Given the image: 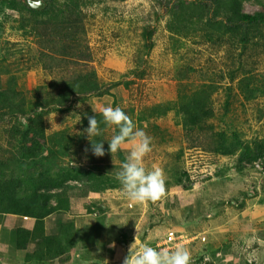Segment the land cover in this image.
I'll return each mask as SVG.
<instances>
[{
    "label": "rangeland",
    "instance_id": "rangeland-1",
    "mask_svg": "<svg viewBox=\"0 0 264 264\" xmlns=\"http://www.w3.org/2000/svg\"><path fill=\"white\" fill-rule=\"evenodd\" d=\"M162 1L43 0L54 5L36 14L20 0H0V91L26 100L23 112L0 115V179L42 216L36 228L34 216L0 212V264H36V251L48 258L37 264H123L136 225L137 248L183 245L191 264H264V25H227V9L252 14L264 10V0H223L218 10L168 0L169 11ZM59 8L64 19L82 18L88 66L105 90L36 111L35 97L55 99L64 86L44 67L34 23L53 20ZM91 104L122 108L151 138L143 163L163 171L159 201L130 204L115 178L127 152L113 163L107 140L117 129ZM205 111L211 115L187 130L190 117ZM95 115L101 135L93 140H104L103 157L83 134ZM16 125L22 132L10 134ZM19 227L43 235L21 251ZM52 237L65 248L54 258L46 251Z\"/></svg>",
    "mask_w": 264,
    "mask_h": 264
},
{
    "label": "trees",
    "instance_id": "trees-1",
    "mask_svg": "<svg viewBox=\"0 0 264 264\" xmlns=\"http://www.w3.org/2000/svg\"><path fill=\"white\" fill-rule=\"evenodd\" d=\"M222 1L223 0H194V3L199 2L202 5L208 4L209 8H215L216 10H218L220 9V3ZM239 1L242 2L243 0ZM20 2L23 6L27 7L36 14L42 13L44 11H49L54 5H52V3L45 4V6H43L42 8L36 9L30 7L26 0H24V2L20 0ZM72 4L75 7L78 6L76 2H72ZM162 4L164 10L169 11V9L171 8V3L168 2V0H163ZM60 10L61 11L59 13L56 12V14H52L53 16H50L53 20H51V18L49 21L38 19L34 22L35 27L38 29L36 30V35L42 48L41 54L45 62L44 67L47 70L53 72L55 74V78H57L56 74L61 75L58 78V80H60L56 81V83H64V86H61L60 88L58 97L55 99L49 98L43 101V99L35 97V102H33V105L36 111L39 107L46 106L48 104L50 105L52 103L54 105L57 104L59 106H62L75 100L82 101L87 96L101 94L105 90L104 86L98 80L95 68L88 66L93 57L87 41L86 29L82 23V18L79 17L78 13L75 15H71V17L68 19H64L62 17L63 13L66 10ZM227 10H231L233 12L231 14L233 16L230 15L231 18H228L229 16L227 17L228 26H232L233 28H242L243 26L248 25H264V10H260L252 14L240 12L241 9H239L238 7L229 8ZM153 33V28H148L144 32V37L149 48L153 46ZM64 72L68 73L63 74ZM17 94L19 96L21 95L20 92L15 90H11L9 92H6L4 90L0 91V115L23 112L26 105V100L23 96L19 98L16 97ZM210 113V111H205L204 113H202L204 114V116L199 113L194 114L190 117L191 124H185V127L187 126V130H191L195 123L210 116ZM19 130L20 128L16 127L10 134H17L20 132ZM24 134L25 133H22V135ZM246 149L250 150V148ZM245 153L242 154V157H246L249 155ZM250 155L251 158L255 160L258 158V156L261 155V152L258 149L256 152L250 153ZM10 185H13V182L10 183L8 179H0V212L14 213L24 215L25 217L34 216L38 221L36 228H38L40 224L42 227V223L40 222V218L42 216L35 215L34 206L23 204L21 198L19 199L13 193H10ZM56 185L59 184H51L48 188L55 187ZM34 195L41 200V204L48 205L49 199L47 197H42L40 194H38V191H35ZM42 235V231L34 233L31 230L19 227L18 229H16L18 249L21 251H25L28 242L32 241L33 239H37ZM53 237L45 239L47 241L46 251L50 258L57 257L65 251V248L59 245L60 242L53 244ZM50 254H53V256H51ZM33 255L38 257V260L35 262L36 264L41 261L44 263V258L48 259L44 256V253H39L37 251Z\"/></svg>",
    "mask_w": 264,
    "mask_h": 264
},
{
    "label": "clouds",
    "instance_id": "clouds-1",
    "mask_svg": "<svg viewBox=\"0 0 264 264\" xmlns=\"http://www.w3.org/2000/svg\"><path fill=\"white\" fill-rule=\"evenodd\" d=\"M92 105V104H91ZM94 113L102 116L103 123L117 129L114 135L107 140L113 163L118 152L126 151L125 161L120 165L115 178L119 181L123 193L130 204H145L149 201L155 203L165 193V179L160 167L153 165L146 169L145 157L151 152V138L139 129L130 116L120 107L106 106L97 109L92 105ZM100 122L97 115L88 117V127L84 129L91 141V152L96 157L106 154L104 140L96 141L93 137L101 135ZM88 148L85 149L87 153ZM137 235L131 244L128 255L123 264H191V253L183 245H177L173 249L166 247H152L150 244H142L136 247L139 228L136 225Z\"/></svg>",
    "mask_w": 264,
    "mask_h": 264
},
{
    "label": "water",
    "instance_id": "water-1",
    "mask_svg": "<svg viewBox=\"0 0 264 264\" xmlns=\"http://www.w3.org/2000/svg\"><path fill=\"white\" fill-rule=\"evenodd\" d=\"M26 2L29 4L32 8H41L44 6L43 0H26Z\"/></svg>",
    "mask_w": 264,
    "mask_h": 264
},
{
    "label": "bare ground",
    "instance_id": "bare-ground-1",
    "mask_svg": "<svg viewBox=\"0 0 264 264\" xmlns=\"http://www.w3.org/2000/svg\"><path fill=\"white\" fill-rule=\"evenodd\" d=\"M119 63H120V62H119ZM116 65H117V64H116ZM18 103H19V102H18ZM21 106H22V105H21ZM14 111H15V110H14ZM11 112H12V111H11ZM15 112H16V111H15ZM14 126H15V125H14ZM16 127H19V126L16 125ZM5 130H6V129H5ZM8 130H10V129H8ZM23 130H24V129H23ZM17 131H18V130H17ZM19 131H21V130H19ZM21 132H22V131H21ZM23 132H24V131H23ZM8 137H9V136H8ZM8 137H7V138H8ZM10 137H11V136H10ZM5 138H6V137H5ZM11 138H12V137H11ZM13 139H14V138H13ZM10 143H11V142H10ZM20 162H21V161H20ZM19 164H20V163H19ZM21 164H22V163H21ZM24 165H25V164H24ZM30 167H31V166H30ZM43 220H44V219H43Z\"/></svg>",
    "mask_w": 264,
    "mask_h": 264
},
{
    "label": "built area",
    "instance_id": "built-area-1",
    "mask_svg": "<svg viewBox=\"0 0 264 264\" xmlns=\"http://www.w3.org/2000/svg\"><path fill=\"white\" fill-rule=\"evenodd\" d=\"M168 237H169V238H171V240L173 239V237H172V236H170V235H169V236H167L166 238H168ZM173 243H175V242H173Z\"/></svg>",
    "mask_w": 264,
    "mask_h": 264
}]
</instances>
